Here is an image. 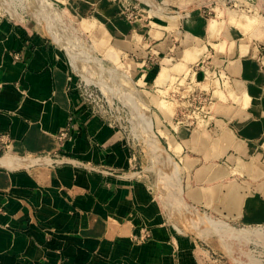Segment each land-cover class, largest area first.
Segmentation results:
<instances>
[{
  "label": "crops",
  "instance_id": "1",
  "mask_svg": "<svg viewBox=\"0 0 264 264\" xmlns=\"http://www.w3.org/2000/svg\"><path fill=\"white\" fill-rule=\"evenodd\" d=\"M48 1L155 87L152 127L184 167L182 200L263 223L264 0ZM28 21L0 7V264H200L107 127L85 121L66 53ZM175 75L212 95L209 125L174 121Z\"/></svg>",
  "mask_w": 264,
  "mask_h": 264
},
{
  "label": "rangeland",
  "instance_id": "2",
  "mask_svg": "<svg viewBox=\"0 0 264 264\" xmlns=\"http://www.w3.org/2000/svg\"><path fill=\"white\" fill-rule=\"evenodd\" d=\"M0 7L11 13L12 16H24L29 20V23L38 24L45 34L58 43L62 52L66 53L71 74L70 90L74 93L78 106L85 111V121L97 117L96 119L107 127L108 140L110 141L106 146L113 147V151L117 149L127 153V161L130 163L131 170L136 172V176L145 179L155 192L157 202L164 207L167 213L171 229L191 237L190 240L194 243L197 260L200 264H264V222H233L184 198L185 203L189 205L188 208H185L190 209L189 211L194 209V213H199V216H208L207 220L213 222L221 220L231 226L230 230L219 234L209 230L207 224L200 223L203 227H198L199 224L196 223L194 225L189 212L180 205L176 197V200L173 199V193L169 189L171 187L170 175L172 172L169 173L171 169L169 165L162 164L155 149L149 148L145 142V135L140 129L139 111L146 108L151 120L152 115L155 114L151 103H161L154 95L155 87L137 86L133 77L134 69L130 63L124 61V64H121L114 56L110 55L104 58L99 53L101 48L98 43L100 42L95 39L94 33L89 29L82 28L83 20L69 17L62 7H57L60 10L61 20L59 21H55L49 14L43 13L40 4L34 0H0ZM54 34L59 35V38L54 37ZM65 34L67 37H63ZM62 38H65V42H62ZM176 76L171 78L165 96L167 100L165 103L173 112V116L177 108V101L174 98L180 90L176 85L179 76ZM161 79L162 73L159 77V80ZM185 79L184 75L180 83L184 84ZM163 102L162 100L160 106L162 108ZM151 129L157 136L153 130L152 121ZM59 136L62 137V135ZM170 157L175 164L172 165L178 166L177 169L179 168L180 171L182 196L181 169L184 167L177 158ZM203 162H215L220 166H226L225 158ZM206 230L209 231L205 233Z\"/></svg>",
  "mask_w": 264,
  "mask_h": 264
},
{
  "label": "bare ground",
  "instance_id": "3",
  "mask_svg": "<svg viewBox=\"0 0 264 264\" xmlns=\"http://www.w3.org/2000/svg\"><path fill=\"white\" fill-rule=\"evenodd\" d=\"M35 2L39 3L40 4V7H41V10L43 11V13H47L49 14L51 17H53L55 19V21H59L61 20V17H60V10L51 3V1H48V0H34ZM52 31V30H51ZM50 31V32H51ZM54 37H57L59 38V35H56L54 34ZM63 37H67V34H65ZM65 39V38H64ZM64 39L62 38V42H65ZM67 40V39H66ZM83 55V54H82ZM102 87V86H101ZM139 122H140V129H142L144 135H145V142L146 144L149 146V148L151 149H155L157 154L159 155V159L162 161V164H166V165H169V168L171 169L169 171V173L171 174L172 172V175H170V183H171V187L169 188L170 189V192L173 193L172 196H174L173 199H175V197L178 199L180 205H182V207H186L188 208L189 206L184 204L181 196H180V176L178 174V169L176 166H173L172 164H174L173 160L170 159L171 157L169 156V154L167 153V151L164 149L163 145L161 144V142L158 140L157 136L154 134V132L152 131L151 129V120H150V116L147 112V109L144 108L142 109L141 111H139ZM166 154V155H165ZM167 156V157H165ZM169 157V159H168ZM157 158V157H156ZM171 160V162H170ZM175 165V164H174ZM177 165V164H176ZM173 166V167H172ZM167 194L170 195L169 192H167ZM166 195V194H165ZM168 197V196H166ZM163 198V196H162ZM164 199V198H163ZM172 199V198H171ZM170 201H173L171 200ZM176 200V199H175ZM174 200V201H175ZM164 201V200H163ZM166 201V200H165ZM167 202H168V199H167ZM163 203V202H162ZM178 203V202H176ZM164 204V203H163ZM167 204V203H166ZM177 205V204H176ZM170 207V206H169ZM176 207V206H175ZM174 207V208H175ZM178 207V206H177ZM171 208V207H170ZM172 208V209H174ZM185 208V209H186ZM172 209H171V212H172ZM190 209H186V211L189 212V216H190V219L191 221L194 223H196L197 225L200 223L203 224H207V226L209 227V230H212V231H215L216 233H223V232H226L227 230H230L231 226L225 224L224 222H221V220H219L218 222L215 221H210L209 219L207 220L206 217H202V216H199V213L196 214L194 213V209L191 211H189ZM201 215V214H200ZM203 215V214H202ZM206 220H205V219ZM206 221V222H205ZM195 225V224H194ZM198 227H203V226H199ZM205 227V226H204ZM208 229V228H206ZM235 229V228H234ZM244 229V228H242ZM246 229V228H245ZM251 229V228H250ZM208 230V231H209ZM207 230L205 231L208 232ZM251 231V230H250ZM230 233V232H229ZM234 233V232H233ZM200 234V233H199ZM230 235V234H229Z\"/></svg>",
  "mask_w": 264,
  "mask_h": 264
},
{
  "label": "built area",
  "instance_id": "4",
  "mask_svg": "<svg viewBox=\"0 0 264 264\" xmlns=\"http://www.w3.org/2000/svg\"><path fill=\"white\" fill-rule=\"evenodd\" d=\"M128 19L136 17L131 10L126 9ZM182 78H177L176 93L177 108L174 115V121L185 127H196L204 124L209 125L208 121L212 119V107L214 99L212 95L203 88L196 79H185L184 84L180 83ZM64 133L61 135L63 136Z\"/></svg>",
  "mask_w": 264,
  "mask_h": 264
}]
</instances>
